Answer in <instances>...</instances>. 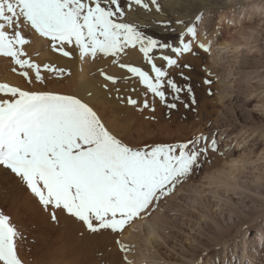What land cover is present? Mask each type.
Listing matches in <instances>:
<instances>
[{
    "label": "snow or ice",
    "instance_id": "snow-or-ice-1",
    "mask_svg": "<svg viewBox=\"0 0 264 264\" xmlns=\"http://www.w3.org/2000/svg\"><path fill=\"white\" fill-rule=\"evenodd\" d=\"M124 2L129 10L135 6L161 11L158 0ZM202 16L196 15L172 42L155 39L141 30L142 25L126 21L121 0H0V57L10 59L15 66L12 71L19 69L26 82V86L0 83V166L18 177L45 210L51 209L53 221L59 211L81 222L90 233H120L136 221H149L162 201L173 196L205 164L211 165L210 153L222 157L224 153L215 133L210 140L200 134L185 142L128 146L86 99L44 87L45 73L47 78L56 79L70 73L54 63L40 64L26 58L24 46L30 41L24 30L34 31L50 43L53 52L78 58L81 64L98 57L111 58L126 75L117 77L100 69L106 81L103 86L108 88L110 82L120 93L115 87L118 83L135 79L143 87L142 107L154 111L148 94L169 109L183 102L182 93L196 102L192 87L177 83L168 69L190 68L187 63L181 65L179 59L192 53L193 43L205 52L211 50L212 41H196ZM162 23L169 27V22ZM176 23L184 25L181 20ZM128 49H138L143 65L122 62ZM157 60L163 63L158 66ZM177 75L185 82L190 79L183 71ZM203 83L211 85L212 81L205 78ZM117 98L141 106L132 95ZM230 171L225 165L208 174V179L222 180ZM145 227L153 225L146 223ZM19 238L10 216L0 211V264H25L19 254ZM120 247L125 264H134L127 260L129 246Z\"/></svg>",
    "mask_w": 264,
    "mask_h": 264
},
{
    "label": "rangeland",
    "instance_id": "rangeland-1",
    "mask_svg": "<svg viewBox=\"0 0 264 264\" xmlns=\"http://www.w3.org/2000/svg\"><path fill=\"white\" fill-rule=\"evenodd\" d=\"M158 2L161 5L159 13L155 11V8H152L151 11H144L134 6L129 10L124 0H121L125 9L126 21L142 25L141 30L155 39L175 42L178 34L185 30V26L191 23L196 15L202 13V20L197 25L196 41L201 43V39L205 37V31L207 33L206 39L213 37L215 32L217 34L215 46L209 52L203 51L196 46V43H193L192 53L198 54L186 53L180 57L179 63L181 65L189 64V69H177L175 67L168 69L169 73L175 71L170 76L177 83L181 85L187 83L192 87L193 97L196 101L194 104L182 93L183 102H176L177 107L169 109L160 102L159 98H154L150 94L149 105L155 110L140 107L142 112L138 110L139 115L144 116H138L135 122H127L125 127L128 130L124 133L123 115L120 113L122 106L117 98L119 93L115 91L110 82H107L108 88H105L103 85L106 81L99 74V70L103 69L106 73L118 77L120 68L118 65L112 64L111 58L98 57L95 61L85 62L87 67L93 66L92 70L88 71L87 78L96 82L100 94H96L93 88L84 94L76 92L77 77L81 73L78 61H75L73 74L70 68L65 67L66 65H59L56 61L52 62L50 59L53 56L61 60H69V58L53 52L50 43L30 29L24 30L30 41L24 46L26 58L40 64L51 62L59 67H65L70 74L59 79L47 78V73H45L46 84L44 87L47 90L77 95L86 99L102 117L106 126L130 147L185 142L200 134L210 140L211 135L215 133L218 147L222 151L226 149L225 144L233 142L229 135L225 136L226 130L229 129L233 132L243 128L255 130L262 125L264 126V120L254 109L247 111L239 101L231 105L232 100L236 98L238 100L240 97L236 88L231 86L232 80L237 77V69L242 66L245 73L248 72L255 77L263 75L264 52L262 56L257 55L258 57L251 58V55H248L250 58L248 62H245L246 59L231 55L222 49L219 52L216 50V54L213 56L212 50L219 49L220 46L218 45L226 37V35L223 37L224 32L230 31L232 34L236 31L232 26L225 27L223 25L218 28V16L214 14V11L202 10L203 0H158ZM205 17L206 21H204ZM254 19L253 24L257 25L256 28L262 25L261 22H258L259 17ZM177 20L183 21L184 25H178ZM164 21L169 22V27H164L162 23ZM246 22H248L247 19ZM36 39L42 43L38 49H35ZM186 39L188 38L186 37ZM129 53H136L143 60L138 49H128L126 55L121 57L122 62ZM40 55H44L43 61L40 59ZM243 60L244 63H241ZM128 63L133 64L132 59ZM162 63V61L157 60L158 66ZM13 67L15 66L10 59L0 57V83L26 86V82L18 74L19 69L17 72H13ZM180 71H183L185 76L190 77L187 82L177 75ZM7 75L11 77V81L8 80ZM205 78L212 81L211 85L203 83ZM71 80L74 83H71ZM165 91L167 92V87H165ZM244 92L243 97L247 95L245 100H250L249 89L245 88ZM167 99L169 103L173 102L170 95ZM185 103L188 104V107L184 106ZM240 141L236 143L239 144ZM262 145L263 142L260 141L257 142L256 146L261 149ZM240 149L242 150L239 151ZM245 150L248 151L246 145L242 146L241 144L237 151L242 154V151ZM239 154L236 153L234 157ZM216 155L218 154L210 153L211 165L205 164L196 176L179 186L175 194L168 197L166 201H162L160 207L152 213L149 221H153L156 216L164 214L169 217L162 221H155V229L157 230L155 235L151 238L146 236L147 227L144 226L142 232L136 233L137 235L126 243L130 249L127 252V260L133 261L134 264H142L145 260L148 261V264L160 261L164 262L163 264H172L179 259H182L180 262L183 264H197L198 261H201L202 264H222L224 259V264H229V262L230 264H237L239 255L236 248L234 249V245H240V240L236 236V230L226 229V233L218 236H215L214 232L206 229V227L205 231L201 230L200 232V228L203 226L201 213H197L190 207V194L183 193L182 201L172 199V197H177L176 194L180 189H186L187 185L201 186L202 182L206 183L207 172H213L211 170ZM214 188V185H210L208 190H214ZM27 197L31 200H27ZM186 197L188 200L184 201ZM0 211L10 216L13 225L20 233L18 239L19 254L25 264H125V253L117 243L125 229L117 234L110 231L90 233L81 222L59 211L56 213L57 220L53 221L51 209L45 210L19 178L2 166H0ZM196 224L199 225V228ZM245 228L249 229L251 234L256 233L255 221L248 222L244 226ZM143 235L150 239L149 243L143 242ZM252 244L256 245L253 252L257 257L256 259L249 257V261L252 264H264V252L258 257L255 252L256 250L260 251L261 248H258L255 242ZM249 247L250 250L251 245ZM114 250L118 257L111 262L108 255H111ZM202 253H206V255H202ZM232 256L233 258H231ZM151 257L154 259L152 260ZM227 257L229 258L228 261Z\"/></svg>",
    "mask_w": 264,
    "mask_h": 264
},
{
    "label": "bare ground",
    "instance_id": "bare-ground-1",
    "mask_svg": "<svg viewBox=\"0 0 264 264\" xmlns=\"http://www.w3.org/2000/svg\"><path fill=\"white\" fill-rule=\"evenodd\" d=\"M202 10L207 12L214 11V14L218 16V28L224 25L225 27L232 26L236 30L232 34L230 31L224 32L223 37L225 35L226 37L223 39V42L218 45L220 46L219 49L215 48L212 50L213 56H215L216 50L219 52L220 49L231 53V55H237L238 57L240 56L241 58L246 59L245 62L250 60L248 55H251V58L256 57L257 55L262 56V53L264 52V0H203ZM256 17H259L258 22L262 23L258 28H256L257 25L255 26L253 24V21L255 20L254 18ZM246 19L248 22H246ZM204 21H206V17ZM262 39L263 42H261ZM209 40L212 41L211 48H213L215 46L214 42L217 40L216 32L213 37H208V39L204 37L200 42L207 44ZM41 45V41L36 39L35 49L40 48ZM42 58H44V55H40V59ZM131 59L133 65L136 66L143 65L144 63L142 58L140 59L136 53H129L123 58V62L128 63ZM50 60L52 62L56 61L59 65H66L65 67L70 68L72 74L75 61L77 60L78 65L81 68V73L77 77L78 87H75L76 92L84 94V92L90 91V89L93 88L96 94H100V91L96 87V82L87 78L88 71L92 70L93 66L87 67L88 65H86L87 63L85 62L81 64L78 58L75 60H61L53 56ZM241 63H244V60ZM237 70V77H235V80H232L231 86L236 88L240 97L238 100L237 98L232 100L231 105L239 101L243 108L247 111L248 109H254V111H257L260 117L264 120V74L255 77L248 72L245 73L242 66H239V69ZM172 73H175V71ZM172 73L169 74L172 75ZM125 75L126 70L120 69L118 71V77H123ZM7 78L11 81L9 75H7ZM72 82L74 83V81L71 80V83ZM116 87L121 89L118 94L119 96L132 95L133 98H136L141 102L140 107H142L143 97L140 93L143 91V88L135 79L130 80L127 84L121 81ZM127 88H135L136 91L126 92L125 89ZM245 88H248L250 91V100H245L247 95L243 97ZM149 97L150 94L147 96L148 101L151 99V97ZM119 102L122 106L120 107V113L123 115V131L125 133L126 130H128L125 127L127 122H135L138 116L144 115H139L140 112H142L140 107L137 108L128 105L126 100L119 99ZM247 113L250 114V112ZM228 130H226L225 136L229 135L233 142L225 144L226 149L221 151L224 153L223 157L220 155L214 156L213 169L211 170L213 172H207V175L212 174L225 165H228L231 169L228 176L223 177L222 180H209L207 177V179H205L206 183L202 182L200 184L201 186L187 185L186 189H180L176 194L177 197H172V199H179L182 201L183 193L190 194V207L197 213H201L200 217L203 221V226H201L200 232L201 230L205 231L206 227V229L208 228V230H212L215 236H218L221 234L223 235L226 229L236 230V236L239 237L240 240V245H234V249L236 248L239 255L237 264H245V262H247V264H252V262L249 261V257L253 259H256L257 257L253 252L256 245L252 244V242H255L258 248H261L260 251L256 250L255 252L258 254V257L264 252V126L262 125L255 130H246L245 128L235 132ZM239 140L241 141L237 144L236 142ZM260 141L263 142V147L261 149L256 146L257 142ZM241 144L242 146L246 145V149H248V151H242V154L239 152L242 149L237 151ZM236 153L240 154L234 157ZM210 185L215 186L214 190H208ZM27 200L31 199L27 197ZM187 200L188 198L186 197L184 201ZM166 218L169 217L164 214L162 216H156L153 221H136L134 224L125 228L119 237L118 245L120 246L128 243L133 236L137 235L136 233L143 231L146 223H151L153 225L152 228H147L146 236L151 238V236L155 235L157 231L155 229V221H162ZM260 218L262 219L259 220ZM253 221H255L256 224V233L251 234L252 232L247 228L244 229V226L247 225L248 222ZM198 224L196 225L199 228ZM143 237V242L149 243L150 239L146 238L145 235H143ZM249 245H251L250 250L248 249L250 248ZM141 255L144 257L143 254ZM108 257L109 260L113 262L117 259L118 254L114 250L111 255H108ZM231 258H233V256ZM151 259L153 260L154 257H151ZM228 259L229 258L227 257V261ZM246 259H248V261H246ZM180 260L182 259L174 261L172 264H183ZM152 264H158V262ZM222 264H224V259Z\"/></svg>",
    "mask_w": 264,
    "mask_h": 264
}]
</instances>
